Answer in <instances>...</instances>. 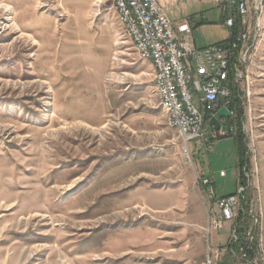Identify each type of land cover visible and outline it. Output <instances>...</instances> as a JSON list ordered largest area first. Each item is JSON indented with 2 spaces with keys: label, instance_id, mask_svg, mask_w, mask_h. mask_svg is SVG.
Segmentation results:
<instances>
[{
  "label": "rangeland",
  "instance_id": "obj_1",
  "mask_svg": "<svg viewBox=\"0 0 264 264\" xmlns=\"http://www.w3.org/2000/svg\"><path fill=\"white\" fill-rule=\"evenodd\" d=\"M112 5L0 0V264H204L209 248L223 249L216 264L244 263L224 250L232 222L208 231L216 207L199 184L203 175L218 196L238 191V138L184 152L153 66ZM175 8L176 25L198 22L197 47L228 39L215 0ZM255 49L240 119L251 182L241 207L260 215L264 238V40Z\"/></svg>",
  "mask_w": 264,
  "mask_h": 264
},
{
  "label": "built area",
  "instance_id": "obj_2",
  "mask_svg": "<svg viewBox=\"0 0 264 264\" xmlns=\"http://www.w3.org/2000/svg\"><path fill=\"white\" fill-rule=\"evenodd\" d=\"M226 13L224 27L233 30L227 41L196 46L193 33L198 22L187 17L177 25L158 0H114L127 19L136 42L138 56H151L157 63L154 84L160 93V105L170 106L169 126L183 141V150L191 154V144L198 140L206 152L213 149L215 140L233 137L234 124H225L220 118L217 129L209 125L223 106L228 107L233 86L238 87L242 104L250 101L252 78L247 61L258 59L260 49L254 40H264V26L259 19L264 12V0H215ZM242 88V89H241ZM230 117L234 112L230 110ZM243 167L245 182L236 193L218 196L212 178L201 175L199 184L216 208L208 218V231L219 230L224 222H232L230 244L225 251L232 258L246 264H264V238L260 234V215L241 207L250 186V172ZM225 176V171H221ZM209 232V233H210ZM223 249L208 250L204 264H216Z\"/></svg>",
  "mask_w": 264,
  "mask_h": 264
},
{
  "label": "trees",
  "instance_id": "obj_3",
  "mask_svg": "<svg viewBox=\"0 0 264 264\" xmlns=\"http://www.w3.org/2000/svg\"><path fill=\"white\" fill-rule=\"evenodd\" d=\"M232 31V34H233V30ZM231 34V35H232ZM230 38L226 39V40H223V41H227L229 40ZM222 41V42H223ZM233 86V92H232V96H231V99L229 101V104H228V107L230 108L231 111L234 112L235 114V117H229L227 119L228 123L229 124H234L236 123V127H237V131L235 136H233L234 138H238L239 142H238V145H239V148H238V159H239V166H240V180L242 183L245 182V176L243 174V166H244V146H243V139H242V136L239 135L240 133V128H241V121L240 119L242 118V113H243V106H242V103H241V100H240V97H239V93H238V87L236 85H232ZM233 120H234V123H233ZM237 121V122H236ZM243 204L244 207L243 209H247L249 207V203L248 202H244Z\"/></svg>",
  "mask_w": 264,
  "mask_h": 264
},
{
  "label": "bare ground",
  "instance_id": "obj_4",
  "mask_svg": "<svg viewBox=\"0 0 264 264\" xmlns=\"http://www.w3.org/2000/svg\"><path fill=\"white\" fill-rule=\"evenodd\" d=\"M113 4H114V0H113ZM112 7L116 11V13L118 14L119 20H120V22L122 23V25L124 27L125 35L133 43L134 48L136 50V42L133 41V32H132V29H131V27L129 26V24L127 22V19H125V17L120 14V7L119 6H112ZM262 14H263V12H262ZM262 14H261V17L259 19V26H263V17H262ZM258 41L259 40H254V48H256V45H257V42ZM139 57L142 58V59H145V60H150L153 63V65H154V77H157V63L154 60V58H151V56H139ZM248 63H249V61H247V68H248ZM249 78H250V73H249ZM155 88H156V93H157V95H158V97L160 99V93L158 92V89H157L156 86H155ZM161 107H162V109L164 110V112L167 115L168 124H169V122H170V106L161 105ZM71 186H73V183L68 184V188H70Z\"/></svg>",
  "mask_w": 264,
  "mask_h": 264
},
{
  "label": "crops",
  "instance_id": "obj_5",
  "mask_svg": "<svg viewBox=\"0 0 264 264\" xmlns=\"http://www.w3.org/2000/svg\"><path fill=\"white\" fill-rule=\"evenodd\" d=\"M158 2L161 4V6L165 9V11L167 12V14L169 15V17L173 20V16H175L178 12L176 11V5L178 0H158ZM174 21V20H173ZM232 34V31L230 32V35L228 38H230ZM150 61V60H149ZM151 62V61H150ZM152 66H153V76H154V65L151 62ZM158 96V95H157ZM159 98V97H158ZM160 100V99H159ZM161 106V105H160ZM228 119V118H227ZM227 119L224 121L226 125H229ZM224 195H228V194H224ZM221 195V196H224ZM235 264H244V263H235Z\"/></svg>",
  "mask_w": 264,
  "mask_h": 264
},
{
  "label": "water",
  "instance_id": "obj_6",
  "mask_svg": "<svg viewBox=\"0 0 264 264\" xmlns=\"http://www.w3.org/2000/svg\"><path fill=\"white\" fill-rule=\"evenodd\" d=\"M230 117V111L228 107L223 106L219 111L217 112L216 116L211 117L209 120L210 126H215L217 129L221 126L220 118H229Z\"/></svg>",
  "mask_w": 264,
  "mask_h": 264
}]
</instances>
